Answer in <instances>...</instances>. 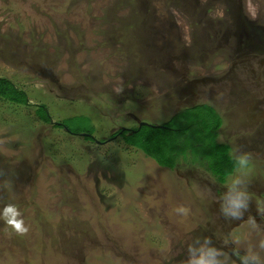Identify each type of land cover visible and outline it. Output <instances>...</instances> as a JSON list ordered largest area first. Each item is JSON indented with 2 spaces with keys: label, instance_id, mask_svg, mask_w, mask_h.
Listing matches in <instances>:
<instances>
[{
  "label": "rangeland",
  "instance_id": "obj_1",
  "mask_svg": "<svg viewBox=\"0 0 264 264\" xmlns=\"http://www.w3.org/2000/svg\"><path fill=\"white\" fill-rule=\"evenodd\" d=\"M0 78L28 99L0 100V209L29 229L0 219V264H185L189 245L264 264V0H0ZM196 105L220 115L231 156H252L240 220L221 210L236 163L221 184L201 147L184 166L168 146L160 167L114 136ZM140 131L146 150L170 134Z\"/></svg>",
  "mask_w": 264,
  "mask_h": 264
},
{
  "label": "trees",
  "instance_id": "obj_2",
  "mask_svg": "<svg viewBox=\"0 0 264 264\" xmlns=\"http://www.w3.org/2000/svg\"><path fill=\"white\" fill-rule=\"evenodd\" d=\"M0 100L11 105L28 106L26 94L23 91L18 90L10 81L3 78H0ZM178 106V108H180V105ZM35 114L43 124L50 123L51 119L45 106H39ZM169 120L175 122L176 125L173 128L164 126L165 123L158 125V128L151 123H145L142 125L140 123L133 129L119 130L114 136L120 135V137L124 138L123 140L127 146L141 150L145 156L149 157L160 167L164 166V162L161 163L162 159L160 155L163 154L164 158L165 156L169 157L168 146H171L170 150L174 152V161H184L185 165L192 163L187 159V156L192 155L191 153L195 150L194 148L201 147L204 156L203 159L210 161L209 163L211 164L215 163V165H211L212 167L208 171H210V173L213 174L218 181L221 180L219 183L223 184L225 182V178L231 175L232 171L236 167H231L230 171L221 173V165L223 169H229L232 164H235V161L231 156L230 147L227 144H220L217 141L219 131L223 125V120L220 115L207 105H196L181 109L176 114L172 115ZM53 127L57 129H59L58 127L67 128V133L72 136L81 135L80 126H78V128L71 129L64 126V124L60 125L58 123L54 124ZM142 127L147 129H158V131L159 129H164L170 132L166 142L160 145L159 151L150 147L146 150V146L143 145V140L137 139L140 135H145V132L140 131ZM191 130L193 137L185 136V134ZM173 133L176 134L173 135ZM85 134H83V137L86 140L93 142L94 139L91 136V132H85ZM184 136L185 138L183 139ZM130 138L133 139L129 140ZM187 140L193 141L195 144L188 146ZM151 142L152 141H150V143ZM175 145L177 146L175 147ZM171 168L173 169V167ZM221 176L222 178L219 179Z\"/></svg>",
  "mask_w": 264,
  "mask_h": 264
},
{
  "label": "clouds",
  "instance_id": "obj_3",
  "mask_svg": "<svg viewBox=\"0 0 264 264\" xmlns=\"http://www.w3.org/2000/svg\"><path fill=\"white\" fill-rule=\"evenodd\" d=\"M185 35L183 37L186 43L191 42L190 36L187 35V28L184 29ZM232 158L234 159L237 171L243 169L242 172L243 179L234 176L227 187V193L224 194L225 204L221 206V210L224 212L225 216L229 215V206L231 207L230 215L237 220L243 218V211H247L249 207L250 197L246 188L245 177L251 170L252 166V156L248 152L240 151L239 149L234 150L232 153ZM243 185L242 188L238 187ZM176 211L178 213L187 215L188 209L184 206H179ZM0 219H3L5 223L18 235H25L29 229L25 225L23 216L19 208L12 203H9L0 209ZM253 226L255 222L253 221ZM211 244V238L205 237V245ZM261 249H264V239L260 241ZM188 259L185 264H221V261L217 259L220 255L218 249L214 247L201 246L199 249V255H197V250L191 245L188 246ZM241 264H261V260L258 254L248 253L239 257Z\"/></svg>",
  "mask_w": 264,
  "mask_h": 264
},
{
  "label": "crops",
  "instance_id": "obj_4",
  "mask_svg": "<svg viewBox=\"0 0 264 264\" xmlns=\"http://www.w3.org/2000/svg\"><path fill=\"white\" fill-rule=\"evenodd\" d=\"M170 117H171V116H170ZM170 117H169L168 119H170ZM161 124H162V123H161ZM157 126H158V125H157ZM187 159L190 161V155H188V158H187ZM181 163H183V162L180 161V164H181ZM184 166H186V165L184 164Z\"/></svg>",
  "mask_w": 264,
  "mask_h": 264
},
{
  "label": "water",
  "instance_id": "obj_5",
  "mask_svg": "<svg viewBox=\"0 0 264 264\" xmlns=\"http://www.w3.org/2000/svg\"><path fill=\"white\" fill-rule=\"evenodd\" d=\"M144 124V123H141V125Z\"/></svg>",
  "mask_w": 264,
  "mask_h": 264
}]
</instances>
